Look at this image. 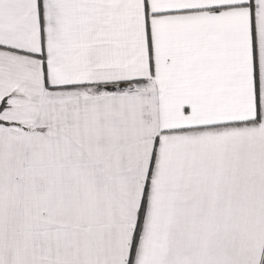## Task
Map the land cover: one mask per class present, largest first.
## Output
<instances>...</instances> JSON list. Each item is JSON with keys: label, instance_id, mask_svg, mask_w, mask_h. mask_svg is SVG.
<instances>
[{"label": "snow or ice", "instance_id": "obj_1", "mask_svg": "<svg viewBox=\"0 0 264 264\" xmlns=\"http://www.w3.org/2000/svg\"><path fill=\"white\" fill-rule=\"evenodd\" d=\"M0 264H264V0H0Z\"/></svg>", "mask_w": 264, "mask_h": 264}]
</instances>
